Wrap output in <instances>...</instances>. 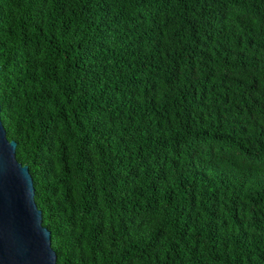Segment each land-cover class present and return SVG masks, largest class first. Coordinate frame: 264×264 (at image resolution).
Here are the masks:
<instances>
[{
	"label": "trees",
	"instance_id": "16d2710c",
	"mask_svg": "<svg viewBox=\"0 0 264 264\" xmlns=\"http://www.w3.org/2000/svg\"><path fill=\"white\" fill-rule=\"evenodd\" d=\"M0 103L57 264H264V0H0Z\"/></svg>",
	"mask_w": 264,
	"mask_h": 264
},
{
	"label": "water",
	"instance_id": "95a60500",
	"mask_svg": "<svg viewBox=\"0 0 264 264\" xmlns=\"http://www.w3.org/2000/svg\"><path fill=\"white\" fill-rule=\"evenodd\" d=\"M16 151L17 142L7 138L0 103V264H57L33 177Z\"/></svg>",
	"mask_w": 264,
	"mask_h": 264
}]
</instances>
